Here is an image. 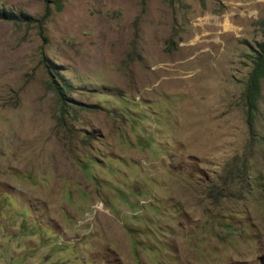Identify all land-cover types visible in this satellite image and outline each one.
I'll return each instance as SVG.
<instances>
[{
  "label": "rangeland",
  "instance_id": "374dc122",
  "mask_svg": "<svg viewBox=\"0 0 264 264\" xmlns=\"http://www.w3.org/2000/svg\"><path fill=\"white\" fill-rule=\"evenodd\" d=\"M57 1L0 0V264H264V0Z\"/></svg>",
  "mask_w": 264,
  "mask_h": 264
},
{
  "label": "trees",
  "instance_id": "16d2710c",
  "mask_svg": "<svg viewBox=\"0 0 264 264\" xmlns=\"http://www.w3.org/2000/svg\"><path fill=\"white\" fill-rule=\"evenodd\" d=\"M62 6L60 5V0L57 1V10L61 11ZM51 10L47 8L46 14L43 19L46 21L50 16ZM0 21H9L14 23H29V17L27 15H17L13 12H8L6 9L0 10ZM253 64L254 69L248 80V87L246 91V106H247V120L250 127V130L253 131L255 114L258 108V102L261 98V80L264 78V43L258 44V49L253 55ZM50 72L53 70L47 66ZM67 84V83H66ZM70 87V85H64L60 87L57 83L52 85L54 93L57 94L60 102L65 105L67 102V96L65 90Z\"/></svg>",
  "mask_w": 264,
  "mask_h": 264
}]
</instances>
